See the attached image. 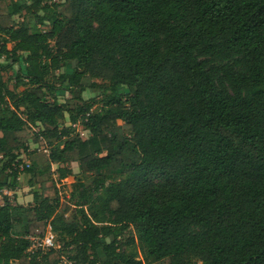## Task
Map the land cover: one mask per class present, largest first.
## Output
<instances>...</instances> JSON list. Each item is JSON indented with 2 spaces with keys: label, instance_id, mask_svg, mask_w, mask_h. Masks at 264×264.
<instances>
[{
  "label": "trees",
  "instance_id": "trees-1",
  "mask_svg": "<svg viewBox=\"0 0 264 264\" xmlns=\"http://www.w3.org/2000/svg\"><path fill=\"white\" fill-rule=\"evenodd\" d=\"M22 175L54 195L11 204ZM128 231L157 264H264V0H0V264H141Z\"/></svg>",
  "mask_w": 264,
  "mask_h": 264
},
{
  "label": "rangeland",
  "instance_id": "rangeland-1",
  "mask_svg": "<svg viewBox=\"0 0 264 264\" xmlns=\"http://www.w3.org/2000/svg\"><path fill=\"white\" fill-rule=\"evenodd\" d=\"M52 1H57V0H52ZM58 1H62V0H58ZM14 21L18 22V23H26L27 22V18L24 14V12H22V14L14 16ZM52 43V42H51ZM20 69L19 65H15L14 66V70L13 71H18ZM72 69V66H67L65 68H60L59 70L53 72L51 74V78L50 81L51 82H55L56 79V75H58L59 73H61L63 70H68L70 71ZM4 79L7 81L8 86L10 88L14 87V79L12 76V73H6L4 74ZM99 83V81H96ZM57 85V84H56ZM22 88H18L17 91H21ZM82 102H91V101H95V103H93L91 111H96L99 110L102 106V95L99 94L98 91H85L82 94ZM58 101L60 103H64L66 101H69L71 96L68 93H59L58 96ZM48 101H51V99L48 98ZM81 102V104H82ZM75 105H77V102L72 101L70 103V107H74ZM69 123L68 120V115L65 114L64 119L60 122V125L62 126H67ZM75 132L78 133L80 135V137L82 139L86 138L88 136V132L85 130H82V126L80 125V122H78L77 124H75L74 126ZM38 129L37 127H31L28 129V137L31 139L33 136V133L36 132ZM29 149L30 151H35L34 154L31 155H22L21 159L25 164H30V163H35L37 165V167L39 168H44L45 166H48V153H49V148L46 146H40L37 145L35 143H33L32 141L29 142ZM51 170L56 169V165H49ZM71 169L73 170L74 173H78V164L77 162H72L70 164ZM19 181V185L17 190L12 193L9 192L7 195L9 197V201L11 202V204H16V205H22V206H27L30 205L32 203V193L37 190L39 193H41L42 195H47V196H53L54 195V190L53 187L51 185V183H47L44 186H39L36 185L33 188H30L27 186L26 184V178L22 175L19 177L18 179ZM56 188L58 189V193H59V197L61 199H69V198H73V200L77 199V195L75 193H73L72 187H71V183L68 181H62L59 184L56 185ZM14 231L20 232L22 231V229L18 226L14 227ZM122 242H126V241H132L128 246L124 247V251L126 253H132L135 257V260H140L141 264H157L156 262H153L147 255V250L145 245L140 241L138 234L136 232L133 231H128L126 232L123 237L121 238ZM32 245L34 248H37L39 245H42L44 247L47 246H52V247H58V241H57V237L51 233L50 231H47L45 236L38 240V239H33L32 240ZM102 256V255H101ZM61 264H70L68 263V261L66 260V258H63V262Z\"/></svg>",
  "mask_w": 264,
  "mask_h": 264
},
{
  "label": "built area",
  "instance_id": "built-area-1",
  "mask_svg": "<svg viewBox=\"0 0 264 264\" xmlns=\"http://www.w3.org/2000/svg\"><path fill=\"white\" fill-rule=\"evenodd\" d=\"M2 193H3V195L8 196L7 194L9 193V191L4 189V190H2ZM31 240H33V239H31ZM39 246H42V245H39Z\"/></svg>",
  "mask_w": 264,
  "mask_h": 264
},
{
  "label": "crops",
  "instance_id": "crops-1",
  "mask_svg": "<svg viewBox=\"0 0 264 264\" xmlns=\"http://www.w3.org/2000/svg\"><path fill=\"white\" fill-rule=\"evenodd\" d=\"M29 151H30V149H29ZM18 188V187H17ZM17 190V189H16Z\"/></svg>",
  "mask_w": 264,
  "mask_h": 264
}]
</instances>
